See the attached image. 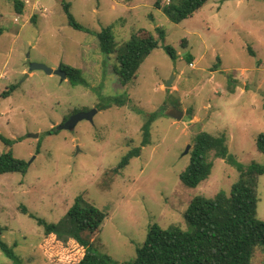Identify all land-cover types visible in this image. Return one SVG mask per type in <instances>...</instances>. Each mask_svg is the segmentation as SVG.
I'll list each match as a JSON object with an SVG mask.
<instances>
[{
  "label": "rangeland",
  "instance_id": "rangeland-1",
  "mask_svg": "<svg viewBox=\"0 0 264 264\" xmlns=\"http://www.w3.org/2000/svg\"><path fill=\"white\" fill-rule=\"evenodd\" d=\"M66 1L88 31L67 24L61 0H39L37 8L30 0L21 14L14 12L15 0H0V94L17 85L9 96L0 95V135L13 140L11 147L0 140V154L11 149L28 164L24 174H0V238L20 264H56L39 247L43 227L20 206L57 223L82 194L106 215L99 231L85 237L116 264H129L150 225L186 229L183 214L193 197L229 194L238 166H264V154L256 148L264 132V1L208 0L179 22L155 5L168 0ZM108 26L118 47L136 30L155 36V26L165 30L164 42L125 86L113 70L115 53L103 54L95 35ZM164 44L175 50V59ZM31 63L53 69L65 64L79 75L77 81L62 79L30 70ZM121 94L125 105L101 107ZM170 104L184 112L180 121L163 113ZM92 109L97 112L91 121L57 128L65 118ZM148 117H153L150 144L116 174L122 156L140 145ZM201 131L224 133L232 160L215 158L209 177L189 188L180 174ZM256 195L257 218L264 221V174ZM0 264L16 263L0 249ZM250 264H264V249Z\"/></svg>",
  "mask_w": 264,
  "mask_h": 264
},
{
  "label": "trees",
  "instance_id": "trees-1",
  "mask_svg": "<svg viewBox=\"0 0 264 264\" xmlns=\"http://www.w3.org/2000/svg\"><path fill=\"white\" fill-rule=\"evenodd\" d=\"M208 0H168L164 5L157 1L159 8L171 21L179 22L191 17ZM264 1V0H263ZM63 13L69 26L76 30L88 31L70 11V3L61 0ZM24 3L15 0L14 12L21 14ZM156 36L146 29L136 30L120 47L115 42L112 27L108 26L97 32L99 49L103 54L115 53L116 65L113 70L122 86L127 85L134 77L144 59L159 42L165 40V30L154 27ZM1 33V31H0ZM182 47L184 43L181 42ZM166 53L173 59L176 52L170 45H163ZM254 56V52L250 50ZM188 64L193 57L185 54ZM67 77L77 81L79 71L62 64ZM17 88L10 85L1 96H9ZM126 95V94H125ZM123 94L111 96L101 107L125 105ZM67 118L64 119V121ZM153 117H148L141 126L140 145L129 149L113 169L116 174L130 163V160L141 153V149L150 144V130ZM52 133L57 129L52 128ZM0 140L7 146L13 140L0 135ZM256 148L264 154V132L256 138ZM189 164L180 174L181 182L189 188L205 181L213 168L214 159L232 160L228 154L227 137L213 135L205 131L194 135L190 150ZM28 164L13 155L11 149L0 154V174L27 172ZM239 176L232 184L229 194L217 192L213 197L195 196L189 202L183 217L187 228L171 224L162 228L157 224L148 227L142 244L136 248V254L129 264H250L255 252L264 249V221L257 218L256 187L258 177L264 174V166L252 163L238 166ZM24 214L35 218L43 227V236L39 247L44 255L56 264H116L110 255L98 251L85 233H95L105 218L103 211L86 201L82 194L77 195L64 217L57 223L46 222L20 206ZM0 249L16 264L19 258L0 238Z\"/></svg>",
  "mask_w": 264,
  "mask_h": 264
},
{
  "label": "water",
  "instance_id": "water-1",
  "mask_svg": "<svg viewBox=\"0 0 264 264\" xmlns=\"http://www.w3.org/2000/svg\"><path fill=\"white\" fill-rule=\"evenodd\" d=\"M37 69H41L47 74H57L62 79H65L67 77V73L65 70L62 69L61 65H59L56 69H53V68L48 67L47 65H44L41 63H31L30 64V70H37ZM172 80L173 79H169L166 82L167 88H169L171 86ZM96 112H97L96 109H92L88 112L77 113L74 116H72L70 119L65 120L62 124L57 125V128L58 129L72 128L74 126V124L81 119H88L91 121L92 117L96 114ZM163 113L169 117L174 118L177 121H180L184 116V112L172 104L166 105L164 110H163ZM189 147L190 146L188 145L186 150H185V153L188 152Z\"/></svg>",
  "mask_w": 264,
  "mask_h": 264
},
{
  "label": "crops",
  "instance_id": "crops-1",
  "mask_svg": "<svg viewBox=\"0 0 264 264\" xmlns=\"http://www.w3.org/2000/svg\"><path fill=\"white\" fill-rule=\"evenodd\" d=\"M29 1H30V0H29ZM23 2H24V0H23ZM37 3H38V4L40 3L39 0H35V2L33 3L32 6H33L34 8H37V7H35V4H36V6L38 5ZM29 5H30V4H29ZM29 5H28V6H29ZM23 9H24V8H23ZM17 20H18L17 18H14V21H15V22H16ZM192 65H193V64H192V62H191V63H190V66H192ZM31 74H32V72H29V75H31ZM240 86H244V85H240Z\"/></svg>",
  "mask_w": 264,
  "mask_h": 264
},
{
  "label": "built area",
  "instance_id": "built-area-1",
  "mask_svg": "<svg viewBox=\"0 0 264 264\" xmlns=\"http://www.w3.org/2000/svg\"><path fill=\"white\" fill-rule=\"evenodd\" d=\"M24 4L29 5L30 4V1L29 0H24ZM35 7H36V4H35Z\"/></svg>",
  "mask_w": 264,
  "mask_h": 264
}]
</instances>
